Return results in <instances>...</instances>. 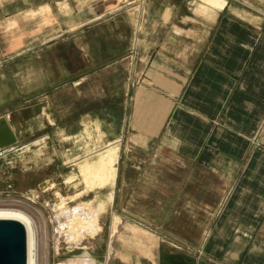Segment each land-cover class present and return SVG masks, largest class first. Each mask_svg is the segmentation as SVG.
Here are the masks:
<instances>
[{"label":"crops","instance_id":"crops-1","mask_svg":"<svg viewBox=\"0 0 264 264\" xmlns=\"http://www.w3.org/2000/svg\"><path fill=\"white\" fill-rule=\"evenodd\" d=\"M48 109L116 145L105 264H264V0H0V117Z\"/></svg>","mask_w":264,"mask_h":264},{"label":"rangeland","instance_id":"rangeland-1","mask_svg":"<svg viewBox=\"0 0 264 264\" xmlns=\"http://www.w3.org/2000/svg\"><path fill=\"white\" fill-rule=\"evenodd\" d=\"M49 117H0L16 136L14 145L0 149V212L20 215L30 223L33 264H105L108 230L115 224V173L99 170V177L110 174V179L99 181L98 187L86 176L85 166L91 163L99 169L116 145L95 140L97 131H84L85 120L66 125ZM94 216L98 232L89 234L84 227Z\"/></svg>","mask_w":264,"mask_h":264},{"label":"water","instance_id":"water-1","mask_svg":"<svg viewBox=\"0 0 264 264\" xmlns=\"http://www.w3.org/2000/svg\"><path fill=\"white\" fill-rule=\"evenodd\" d=\"M51 121L55 116L48 109ZM50 126L49 124H47ZM16 143V136L5 118H0V149ZM0 264H27V234L25 226L12 219H0Z\"/></svg>","mask_w":264,"mask_h":264},{"label":"bare ground","instance_id":"bare-ground-1","mask_svg":"<svg viewBox=\"0 0 264 264\" xmlns=\"http://www.w3.org/2000/svg\"><path fill=\"white\" fill-rule=\"evenodd\" d=\"M113 156V155H112ZM101 164L104 165V161H101ZM85 166V165H84ZM102 167V166H101ZM105 168V166H104ZM98 169H96V166L94 164H87L85 166V174L87 177L89 178H93L96 183V186H102L99 184V181L101 182L104 178L105 181L104 183L108 182L110 179V177L108 178V175H105L104 178L99 177L98 175ZM94 173V174H93ZM92 174V177H90ZM89 210V209H88ZM103 210L102 205L99 207L98 211L101 212ZM14 213V212H13ZM19 214V213H18ZM77 216V215H76ZM0 219H12V220H17L19 222H21L25 228H26V234H27V264H33V233H32V227L30 225V223L23 218L20 215L17 214H9V213H1L0 212ZM97 218L94 216L90 221L86 222V226L84 227V230L90 233H94L95 231H97L98 229V224H97ZM77 224V223H76ZM79 224V223H78ZM83 224V223H82ZM68 226V225H67ZM71 226V225H70ZM69 228V226H68ZM73 230H76L75 227ZM81 231V230H80ZM83 231V230H82ZM98 232V231H97ZM69 234V233H68ZM67 234V235H68ZM71 234V233H70ZM79 234V233H78ZM81 234V233H80ZM91 236V235H90ZM75 238V237H74ZM76 240V239H75ZM84 261V260H83ZM91 261V260H90ZM67 264H73L71 262L67 263Z\"/></svg>","mask_w":264,"mask_h":264}]
</instances>
